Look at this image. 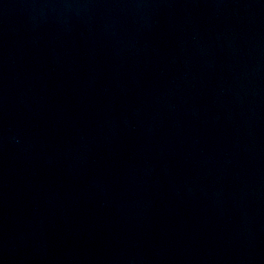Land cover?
I'll list each match as a JSON object with an SVG mask.
<instances>
[{
    "label": "water",
    "instance_id": "1",
    "mask_svg": "<svg viewBox=\"0 0 264 264\" xmlns=\"http://www.w3.org/2000/svg\"><path fill=\"white\" fill-rule=\"evenodd\" d=\"M0 264H264V133L124 111L0 61Z\"/></svg>",
    "mask_w": 264,
    "mask_h": 264
}]
</instances>
